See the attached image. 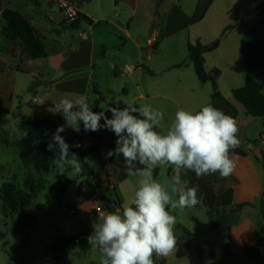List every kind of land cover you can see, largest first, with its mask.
<instances>
[{"label": "crops", "instance_id": "obj_1", "mask_svg": "<svg viewBox=\"0 0 264 264\" xmlns=\"http://www.w3.org/2000/svg\"><path fill=\"white\" fill-rule=\"evenodd\" d=\"M66 1L70 2V0ZM120 1L132 8L131 15L136 14V0ZM262 1L264 0H192L193 5H189L186 8L184 1L167 0V8L162 9V12H158L156 15V21L162 30H158L154 26L150 37L154 40L157 52L158 39L161 37V33H163V37H166L184 31L187 34L189 43L195 44L199 42L205 45L215 40L225 27L233 25L230 33L221 40L218 47L203 55L204 66L207 71L213 68L220 71V75L216 79V87L220 95L230 103L231 107L224 104L221 105L222 102L218 100H212L211 104L235 119L238 126V139L240 138V132L247 124L251 122L262 124V130L259 131V137L257 138L258 142L249 143L252 148H244L245 141L248 139L246 136V138L240 140L238 147L231 149L229 155L236 163L233 173L227 178L220 177L219 173L213 174L214 176L212 177L213 179L215 178V181L212 184V188L216 195L214 207L211 210L206 209L202 204V195L197 194L199 203L195 207H200L203 210L202 218H194L193 221L197 224H202L203 233L196 235L184 230L182 235L176 237V239L182 238L184 233L187 232L193 248L211 244L213 246V257L209 264H264V257H262L259 249L263 244L261 236L258 234L260 232L263 233L264 230V140L262 139L264 118L252 121L254 118L247 116L243 106L231 96L233 89L243 86L248 75L261 84L262 93L264 94V11H256V6ZM40 2L38 0L39 4ZM72 3L77 7V12L93 21L92 24H89L87 21L82 20L76 27L77 29H81L82 22L88 24L85 32H91L93 27L100 25L108 27L118 36V41L113 46L114 49L118 51L120 56L125 54L126 45L129 42H133L130 34V27L133 21L130 19L126 22L123 9H109L108 12L104 11L92 15L86 9H82L79 6V2ZM43 4L48 5L45 1ZM39 10L48 11L49 9ZM16 11L18 12V10ZM253 13H256L255 17L246 21L243 20L244 17ZM161 14L163 15L161 16ZM22 15L41 32L44 37V44L46 33L42 27L44 26L45 17L34 10ZM52 22L56 23L54 20ZM57 24L58 27H56L57 25H51L52 27L48 30L51 48L48 51L44 44L46 57L35 61L26 58L18 42L6 40V52H10L14 70L28 75L31 79H35L40 88L42 87L41 89H43L41 94L36 90L38 86L34 90V93L38 94L35 95L33 102H35L39 113L35 118L44 116L51 118L49 136L53 135L60 124L65 125L62 114L53 112L54 105L61 98L75 99L80 95H86L91 104L96 99H99L98 112H100V102L103 101V93L105 91L103 84L100 85L97 77L94 76L97 58L100 56L104 57L105 52L102 46V43L104 45V40H101L96 45L93 41H87L82 34L79 44H71L68 50L64 51L60 48L62 43L60 28L71 25L68 21L66 23L61 21ZM142 43H144L143 39L139 40L138 44L132 43L138 59L142 55ZM97 46L101 48L100 53L97 52ZM147 48L149 54H154L152 48L148 46ZM146 56L148 57L149 55L146 54ZM20 59L24 61L22 71L18 69ZM42 62H45L44 66ZM182 65L175 64L173 67H181ZM43 68L45 70L42 74ZM121 70V76H129L136 71V80L141 81L142 79L143 69L141 65L135 66L132 63L127 64L125 62ZM115 74L118 73L115 71ZM41 76L43 80L39 81ZM16 81L18 83V77L14 75L10 85L11 88L18 86ZM180 83L177 92H175L176 97L167 96L169 102H172L179 109H183V104L186 106L184 110L192 112L200 110L205 103V94L212 90L211 83H200L195 72L194 77H190V83L185 81ZM93 86L96 92L92 90ZM27 89L28 84L26 88L25 86L24 88L18 86L16 92L19 93ZM124 90L126 93L128 92L126 88ZM152 97L148 96L146 89L142 90L139 86H136V94L131 98V101L137 99L146 102ZM230 98H232V101ZM65 126L67 129L70 128L73 132L75 131L71 128L74 125ZM82 128L83 123L81 122L80 129ZM94 133L102 136L97 131ZM16 142H14L15 146ZM76 143L72 146V150L76 149ZM95 143L96 139L89 136L81 144L84 146L82 148L88 150ZM256 143L259 150L255 149ZM254 151L260 152L261 159L254 155ZM83 160L90 167H94L93 169L98 179L107 177L108 182L105 185L101 182L102 192L104 193L107 187H110L113 195L110 198L118 199L115 187L112 184L113 175L116 173V164L113 157L100 159L87 153ZM89 160L94 161V165L90 164ZM181 175L183 174L181 173ZM97 195L92 204L85 210L84 217L92 209L97 208ZM118 211L120 210L118 209ZM102 212L105 214L104 209L99 208L98 217ZM190 254H194L195 258L189 257ZM172 255L175 260L174 264L198 263L193 249H188L178 254L176 248L175 253ZM158 258L159 260L155 264L167 263L166 258Z\"/></svg>", "mask_w": 264, "mask_h": 264}, {"label": "rangeland", "instance_id": "obj_2", "mask_svg": "<svg viewBox=\"0 0 264 264\" xmlns=\"http://www.w3.org/2000/svg\"><path fill=\"white\" fill-rule=\"evenodd\" d=\"M39 1H41L40 4L34 5L32 0H0V30L5 25L1 18L3 9H16L21 14H28L32 10L38 11L45 17L42 28L46 33L44 44L49 51L51 48L49 28L52 27L51 25H57L56 27H58L57 23L61 21L66 23L67 19L56 3L46 2L48 3L46 6L43 4V0ZM166 1L136 0V14L131 15L132 8L120 0H70L71 3L79 2V6L92 15L104 11L108 12L109 9H123L126 22L130 19L133 21L130 27L133 42L126 45L125 54L122 56L113 47L118 41V36L108 27L100 25L93 27L91 32H85L88 24L82 22L81 29L72 26L60 28L62 33L60 48L64 51H67L71 44H79L82 34L87 41H93L96 45L104 40V45L102 43L105 52L104 57L97 58L94 71V76L97 77L100 85L103 84L105 89L103 101L100 102V111H105V114L111 118V113L106 111V107L124 108L127 104L139 107L149 104L154 109L163 112L164 118L156 128L162 134L167 131L169 124L174 119L175 112L179 109L172 102H169L167 96L176 97L175 92H177L179 83L183 81L190 83V77H194L193 67L187 57L188 38L186 32L183 31L166 37H163V33H161V37L158 39L157 52L154 54L148 53L145 42L151 37L154 26L158 30H162L156 21V15L158 12L161 13L162 9L167 8ZM183 1L186 8L193 5L192 0H178V2ZM39 9L49 10L40 11ZM52 20L56 23H53ZM141 39L144 43H142L141 58L138 59L133 44H138ZM6 48L7 42L0 34V195L2 185L11 182L15 185L18 201L27 200L30 193L24 185L26 176L34 179V181L40 179L43 189L35 197L37 210L30 220H25L19 214L4 207L0 199V264H54L56 257L51 252L50 245L60 236L72 238V242L63 250L61 264H101V253L98 249L90 246L86 237H81L78 231L79 220L84 217L85 210L92 204L97 195L94 180L86 174L73 175L71 170L61 175L56 171L54 164L48 172L37 173L32 166L23 164L18 158V149L14 144L22 134L18 129V123L38 116L37 106L33 100L35 95L41 94L43 89L40 88L35 79L14 70L10 52H6ZM97 49V52L100 53L101 48L97 46ZM146 54L149 56L147 57ZM125 62L142 66L141 81L136 80V71L129 76L120 75ZM44 63L42 62L43 66ZM175 64L183 65L173 67ZM44 70L43 68L41 73ZM115 71L118 74H115ZM14 75L18 77V83L16 81V84L19 87L24 88L25 86L26 88L28 84L29 88L35 82L33 92L26 90L17 93L16 88L18 86L11 88L10 85ZM41 80H43L42 76L39 78V81ZM36 86H38L37 89ZM136 86H139L142 90L146 89L148 96L153 97L146 102L137 99L131 101V98L136 94ZM124 88L128 91L127 93ZM35 89L38 93H34ZM211 93L212 90L205 94L203 106L214 100ZM230 99L232 101V98ZM182 107L183 109L186 108L183 104ZM134 115H138V113H134ZM252 121H255V118ZM103 123L102 119L100 124L103 125ZM261 125V123L251 122L242 129L239 140H243L246 136L248 138L245 141L244 148H247L251 142H258L259 131L262 130ZM97 132L102 135L103 140L93 150L89 151L84 148L71 149L75 142L84 143L89 138L87 131L83 128L80 131L73 132L65 126V131L61 133V136L70 145L69 150H72V153L79 157L81 167H83L82 159L87 153L96 158L108 159L106 153L116 147L117 137L112 131L101 127ZM51 138L52 136H47L46 141L49 142ZM255 149L259 150L257 143ZM113 159L116 164V173L113 175L112 184L115 187L119 199V210L121 211L123 206L130 200L138 178L128 174L122 155L120 157L114 155ZM169 169L171 170L170 173ZM155 171L154 178L165 186L174 174L171 167L158 166ZM189 172L182 170L183 175L181 176L188 178L187 174ZM119 174H125V178L120 180ZM204 177L205 179L209 178L208 175ZM210 178L211 182L212 176ZM99 179L104 185L108 182L107 177ZM78 188L80 189L79 194L76 192ZM104 195L113 196L110 187H107ZM70 210H74L75 213L71 214ZM169 211L177 219L175 225L176 237L182 235L184 230L196 235L203 233L202 224L193 221L194 218H202L203 210L200 207L193 206L185 208L183 211L169 209ZM115 212H118V210ZM103 215L104 212L99 215L96 223L100 222ZM173 257V255L164 257L167 259L166 264H174ZM189 257L194 259L195 255L190 254Z\"/></svg>", "mask_w": 264, "mask_h": 264}, {"label": "clouds", "instance_id": "obj_3", "mask_svg": "<svg viewBox=\"0 0 264 264\" xmlns=\"http://www.w3.org/2000/svg\"><path fill=\"white\" fill-rule=\"evenodd\" d=\"M106 111L111 118L105 111L94 112L86 95L61 98L53 111L61 113L65 125H74L75 131H80L81 122L85 131L101 127L112 131L116 147L106 158L122 155L128 174L138 178L130 200L121 211L105 213L92 226L87 243L101 253V264H155L154 256L168 257L176 251L177 219L169 209L183 211L199 203L198 185L189 186L181 171L194 172L196 177L216 173L229 177L236 167L229 153L240 144L238 126L233 117L211 103L195 112L178 109L163 134L156 130L163 112L149 104L106 107ZM64 131V125L56 128L47 150L54 153L53 164L59 174L71 170L79 175L80 159L70 152L61 136ZM158 166L173 169L167 186L154 178Z\"/></svg>", "mask_w": 264, "mask_h": 264}, {"label": "trees", "instance_id": "obj_4", "mask_svg": "<svg viewBox=\"0 0 264 264\" xmlns=\"http://www.w3.org/2000/svg\"><path fill=\"white\" fill-rule=\"evenodd\" d=\"M34 5H38V0H32ZM256 11H264V1L256 6ZM1 18L5 22V26L1 28V36L9 42H18L21 46L23 53L27 59L32 61L46 57V51L43 44V35L36 29L22 14L16 10L5 8L1 11ZM85 20L89 24L93 21L81 13H77L74 19L67 20L72 27H77L79 23ZM233 25L225 27L220 35L208 44H201L196 42L195 44L187 43V57L188 61L192 64L194 72L200 83L210 82L212 86L211 97L214 100H218L228 107H231L230 103L220 95L216 87V79L220 75V71L213 68L209 71L204 66V54L210 52L218 47L221 40H223L232 30ZM153 53L156 52V46L152 48ZM24 61L21 59L18 62V69L23 70ZM35 82L27 89L29 92H33ZM92 90L96 92L95 87ZM232 98L239 104H241L245 110V114L251 118L259 119L264 118V94L262 93L261 84L251 76H246L243 86L233 89L231 92ZM99 99H96L92 103V110L98 112ZM50 122L49 116L35 118L32 120H22L18 123V129L22 132L21 138L16 142L18 149V158L25 164L32 166L33 170L37 173L48 172L53 165L54 153L47 150L46 137L50 135ZM90 137L96 139L94 146L87 151L92 150L98 144L102 142V136L96 135L93 131H87ZM72 152V151H70ZM83 167L81 174H86L94 180L95 188L97 191L98 206L90 211V213L84 217L78 223V231L81 237H87L92 232V226L96 224L98 217V208L104 209L105 213L115 212L119 209V200L117 198L112 199L109 196L104 195L102 192V185L100 179L96 177L95 170L90 167L83 159ZM171 170L169 169V173ZM156 171L154 170V177ZM209 178L205 179L204 176L196 177L194 172L188 173V178L182 176L183 179H187L190 183L189 186L198 185L197 194L202 195L203 206L211 210L214 207L216 200L215 192L212 188V184L215 181L212 177L213 174L208 175ZM120 180L125 178V174L119 175ZM26 176L24 179V185L30 193V197L27 200L18 201L15 191V185L11 182L4 183L1 187L0 199L3 202L4 207L20 215L25 220H30L36 213L37 204L35 197L43 189V184L39 181ZM78 194L80 189L76 191ZM262 236V233H258ZM176 248L177 253L181 254L183 251L193 249L197 259V264H209L213 257V246L207 244L204 247H192L190 237L187 232L184 233L182 238H178ZM72 242L71 237H58L50 245V250L55 254L54 264H61L62 253L65 247ZM154 261H158V257H153Z\"/></svg>", "mask_w": 264, "mask_h": 264}, {"label": "built area", "instance_id": "obj_5", "mask_svg": "<svg viewBox=\"0 0 264 264\" xmlns=\"http://www.w3.org/2000/svg\"><path fill=\"white\" fill-rule=\"evenodd\" d=\"M45 2H51V3H56L59 7H60V11L66 16V19L67 20H70V19H74L77 15V7L69 2V1H66V0H43ZM146 44L149 48H153L154 46V40L149 38L147 41H146ZM262 139L264 140V133L262 134ZM84 147L81 143L77 142L76 145H75V148H82ZM99 210V208H98ZM118 210V209H117ZM71 214H74V210H70L69 211ZM261 240H262V244L264 246V230H263V233H262V236H261Z\"/></svg>", "mask_w": 264, "mask_h": 264}, {"label": "water", "instance_id": "obj_6", "mask_svg": "<svg viewBox=\"0 0 264 264\" xmlns=\"http://www.w3.org/2000/svg\"><path fill=\"white\" fill-rule=\"evenodd\" d=\"M255 15H256V13H253L252 15H249V16L244 17L243 20H245V21H246V20H249V19L255 17ZM248 147H249V149H250V148H252V145L249 144ZM254 155H255L258 159H261V154H260L259 151H254ZM259 249H260V252H261L262 257H264V247L261 246Z\"/></svg>", "mask_w": 264, "mask_h": 264}]
</instances>
